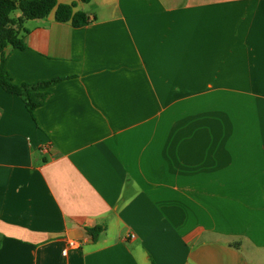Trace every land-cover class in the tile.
Returning a JSON list of instances; mask_svg holds the SVG:
<instances>
[{
    "label": "crops",
    "instance_id": "obj_1",
    "mask_svg": "<svg viewBox=\"0 0 264 264\" xmlns=\"http://www.w3.org/2000/svg\"><path fill=\"white\" fill-rule=\"evenodd\" d=\"M73 2L4 52L62 79L0 85V264H264V0Z\"/></svg>",
    "mask_w": 264,
    "mask_h": 264
},
{
    "label": "trees",
    "instance_id": "obj_2",
    "mask_svg": "<svg viewBox=\"0 0 264 264\" xmlns=\"http://www.w3.org/2000/svg\"><path fill=\"white\" fill-rule=\"evenodd\" d=\"M87 3L91 0H80ZM76 3L58 4L57 0H0V85L2 88L21 97L28 109L33 114L35 108L41 106L46 98L45 88L62 78H54L49 81L33 84L13 83L4 68V52L7 46L24 49L25 43L20 36V30L27 19L45 18L55 9V19L60 22L70 21L73 26H82L88 23L89 18L82 11H75ZM15 11H20L19 16H14ZM103 230V226L89 228L88 232L93 239Z\"/></svg>",
    "mask_w": 264,
    "mask_h": 264
},
{
    "label": "built area",
    "instance_id": "obj_3",
    "mask_svg": "<svg viewBox=\"0 0 264 264\" xmlns=\"http://www.w3.org/2000/svg\"><path fill=\"white\" fill-rule=\"evenodd\" d=\"M68 245L75 247V246H78V242L75 239H72V240H69Z\"/></svg>",
    "mask_w": 264,
    "mask_h": 264
}]
</instances>
